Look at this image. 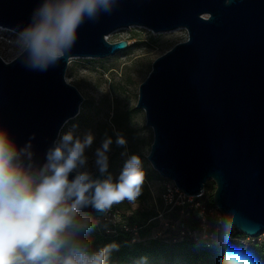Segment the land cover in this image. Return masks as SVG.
<instances>
[{
  "label": "water",
  "instance_id": "obj_1",
  "mask_svg": "<svg viewBox=\"0 0 264 264\" xmlns=\"http://www.w3.org/2000/svg\"><path fill=\"white\" fill-rule=\"evenodd\" d=\"M42 0H0V28L19 34ZM188 37L158 56L139 86L137 106L154 139L148 159L186 194L216 184L214 201L234 227L264 233V0H117L110 14L85 20L69 58L46 72L0 55V129L30 142L43 162L85 97L67 78L73 58H105L130 46L110 41L126 28ZM93 217L106 212L86 209Z\"/></svg>",
  "mask_w": 264,
  "mask_h": 264
},
{
  "label": "clouds",
  "instance_id": "obj_2",
  "mask_svg": "<svg viewBox=\"0 0 264 264\" xmlns=\"http://www.w3.org/2000/svg\"><path fill=\"white\" fill-rule=\"evenodd\" d=\"M116 3L42 0L16 37L18 58L33 71L55 67L69 58L85 20L98 21ZM75 129L58 133L43 162L35 159L30 142L21 146L0 129V264H106V251L92 247L95 222L86 209L103 213L125 200L134 202L144 181L142 161L128 156L114 178L109 172L113 140L106 137L90 167L87 151L95 136ZM115 143L126 146L119 133ZM234 224L232 214L218 216L211 235L203 237L207 246L219 254L220 264H259L251 252L232 244Z\"/></svg>",
  "mask_w": 264,
  "mask_h": 264
},
{
  "label": "rangeland",
  "instance_id": "obj_3",
  "mask_svg": "<svg viewBox=\"0 0 264 264\" xmlns=\"http://www.w3.org/2000/svg\"><path fill=\"white\" fill-rule=\"evenodd\" d=\"M17 36L15 32L0 28V55L7 61L17 56L15 47ZM187 37L188 32L184 28L164 33H155L145 27L121 29L110 34L109 40L128 39L130 46L127 49L105 58H73L67 70L68 80L80 89L85 100L79 115L71 119L62 131H67L75 125L78 135L88 131L94 134L92 148L87 151L90 167L95 148L103 139L111 137L113 144L109 153V172L114 178L118 176L128 156L136 154L140 157L144 182L150 190V199L154 201L155 209L158 211V215L153 218L155 225L151 237L159 232L165 237H171L174 233L182 235L180 221L183 211L179 210L181 216L176 217L178 215L176 207L166 210L165 205L163 208L160 206L159 200H162L168 179L154 169L148 159L154 132L152 127L147 125L145 110L137 106L139 86L148 76L154 60ZM116 133L125 139V147L116 145ZM143 198L144 195L140 194L134 202L125 200L113 205L114 207L110 209L112 217L114 216L113 221L106 220L105 216L101 218L92 216L94 222L121 221L123 210L144 206L141 204ZM212 213L217 217L220 216L216 211ZM259 237L261 240L264 239V233ZM91 243L93 249L98 250L92 240ZM106 264L115 263L107 259Z\"/></svg>",
  "mask_w": 264,
  "mask_h": 264
},
{
  "label": "trees",
  "instance_id": "obj_4",
  "mask_svg": "<svg viewBox=\"0 0 264 264\" xmlns=\"http://www.w3.org/2000/svg\"><path fill=\"white\" fill-rule=\"evenodd\" d=\"M215 189V182L210 180L205 187L203 197L199 198L208 211L209 233L213 232L217 219V215L212 212L216 211L220 216L223 215L214 201ZM141 194L144 195L141 200L144 206L123 210L122 219L118 222H95V227L89 234L98 250L106 251L109 261L115 264H142L141 258L146 257L143 264H220L219 254L208 247L203 239L199 209L188 207L183 211L182 208H177L176 217L181 216L179 210L183 211L180 225L185 234L174 233L171 237L156 235L151 237L155 225L153 218L158 215V211L155 209L154 201L150 199V190L144 181ZM159 202L163 208V201L160 199ZM124 225L138 227V239L134 240L133 232L127 231ZM195 232L198 234L195 235ZM248 238L249 236L233 228L232 244L245 248L256 257L259 264H264V239L258 237L248 241Z\"/></svg>",
  "mask_w": 264,
  "mask_h": 264
},
{
  "label": "built area",
  "instance_id": "obj_5",
  "mask_svg": "<svg viewBox=\"0 0 264 264\" xmlns=\"http://www.w3.org/2000/svg\"><path fill=\"white\" fill-rule=\"evenodd\" d=\"M168 182L165 185V189L162 194V201L165 205V209L168 210L169 208H182L184 211L187 207H195L196 209H199V216L202 218V231L204 236L208 235L210 236L211 233L208 232V229L210 227V223L208 220V211L205 207V205L199 200V198L203 197L204 193H202L199 196H192L186 194L181 188H179L176 183L172 180H167ZM197 199V200H196ZM196 200V201H194ZM164 209V211H166ZM160 212V211H159ZM162 214V213H161ZM111 210H108L105 214V219L113 221L114 216L112 217ZM169 224L168 222L166 223ZM124 228L127 231L133 232L134 234V240L138 239L139 234V228L138 227H130L127 225H124ZM182 233L185 234V231H182ZM195 235L198 233L195 232ZM156 236H162L159 232ZM253 237H249L248 241H250ZM255 239V238H253ZM252 239V240H253Z\"/></svg>",
  "mask_w": 264,
  "mask_h": 264
}]
</instances>
